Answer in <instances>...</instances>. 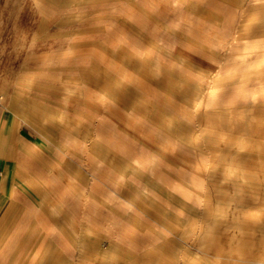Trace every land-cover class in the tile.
Masks as SVG:
<instances>
[{
  "label": "rangeland",
  "instance_id": "374dc122",
  "mask_svg": "<svg viewBox=\"0 0 264 264\" xmlns=\"http://www.w3.org/2000/svg\"><path fill=\"white\" fill-rule=\"evenodd\" d=\"M1 110L62 167L51 206L99 239L46 258L28 236L5 264L35 246L42 264H264V0H0Z\"/></svg>",
  "mask_w": 264,
  "mask_h": 264
},
{
  "label": "bare ground",
  "instance_id": "6f19581e",
  "mask_svg": "<svg viewBox=\"0 0 264 264\" xmlns=\"http://www.w3.org/2000/svg\"><path fill=\"white\" fill-rule=\"evenodd\" d=\"M251 20H254V18H251ZM153 55L154 54L152 53L150 55V57H151V59H153L155 61V58H153L154 57ZM117 75H119V74H117ZM208 95H209V97H213V99H216L219 96H221L220 91H218V89L211 91ZM23 148H24V150L25 149L28 150V148H25V147H23ZM24 150H22L20 153V154H22L21 155L22 157H24L23 154H26V151H24ZM26 165L28 166V169H29V167L34 168L33 167L34 165H32L31 163H29V165L26 163ZM41 166L42 165H39V167H41ZM34 170L37 171L38 177L41 178L42 181L46 182L48 175L46 174L45 170H43L42 168H38V169H34ZM19 175H20V173L15 172V174L12 176L11 172L6 171L3 178H2V176H0V194H1V196H5V194H6V190H7L6 184H8V182H11V184H12L11 185L12 187L10 188L11 195L7 196V194H6V197H5V199L7 200L8 203L5 207V209L0 214V264H5V262H3L2 259L5 257L6 253L12 252L13 248L16 245L17 240L23 241L25 243V242H27L28 236H35V235L37 236L38 234H42L44 236L43 237L44 238V245H46V247H48V249H49L47 252L46 258L50 257V255H52V253H55L57 255V253H56L58 251V247H57L58 245L57 244L66 245L67 247L71 246V248L74 249L75 251H77L79 254L82 251L84 253H86V251L88 250L87 253H91V252L93 253L97 250L98 241H99L98 236L96 234H89V233L87 234L85 232L86 230L84 229V227L80 226V225H82V223L79 224L80 227L73 225V224L71 226H70V224L68 225V220H67L66 215H65L66 213H65V208H63V203L57 204L56 207H54V206H51V203H50V201H48V199L43 198L40 201L39 208L37 210L34 211V210H26L25 209L22 212L21 209L23 207L20 205V202L22 200H24L26 203V201L29 198H32V195L34 193V188H32L25 181L20 182V177H22V176L19 177ZM2 179H4L3 182H4V185H6V186H2V184H1ZM100 183H102V182H100ZM32 186L33 187L39 186V188H43L42 189L43 191L47 190L46 186H42V187L40 185H32ZM127 188H128V186H127ZM104 190H105V188H104ZM51 192H53V190H48V195ZM23 195H28V198L24 199ZM88 197H90V196L88 195ZM88 197L83 196L82 199H84V198L88 199ZM96 197H98V196H96ZM200 205H201V203H200ZM49 206H51V207H49ZM21 214H25V216L23 217L21 222H18V225L16 226L15 223L17 221V218ZM57 217H58V219H57ZM87 221H89V220L87 219ZM37 223L38 224L43 223V225L41 224L42 227H35V225ZM224 224H227V222ZM67 226H68V228H67ZM25 245H29V243L27 242V243H25ZM36 248H37L36 246L33 247L29 261H26L24 264H42L41 260L43 258H45L44 250H42V246L39 249L38 248L36 249ZM233 258L235 260L237 259L235 255H233ZM137 262L138 261L135 260L134 258L133 259L130 258V259L126 260V259H123V257H122L115 264H137ZM62 264H63V262H62Z\"/></svg>",
  "mask_w": 264,
  "mask_h": 264
},
{
  "label": "crops",
  "instance_id": "0c3cea01",
  "mask_svg": "<svg viewBox=\"0 0 264 264\" xmlns=\"http://www.w3.org/2000/svg\"><path fill=\"white\" fill-rule=\"evenodd\" d=\"M250 20L251 19L246 21V28L251 27L252 25L255 24V22H257L256 18H254V20H251V21ZM180 78H182V77H180ZM216 99H213V97H209V95H208L207 102L209 104H212L215 102ZM220 124L222 126H224V121L220 122ZM75 141L78 143L82 142V137L77 136L75 138ZM38 145L39 144L37 141L31 139L30 137H28L24 133V129L22 126L17 128L14 121L12 119H9L8 117L3 116L2 110L0 111V148L2 150H5V152H6L5 154L7 156L9 154L10 155L12 154V156H13V153L17 151L18 155H16V156L23 159V162L27 163L28 165H29V163L34 165L33 166L34 168L29 167L28 171L25 172L24 174L22 172L20 173L19 170L18 171L16 170L17 173H20L19 177L22 176V177H20V182H22V181L27 182L32 188H34L33 195L41 194L42 195L41 200L43 198H45V199H48V201H49L50 198H54L55 193H57V194L63 193V192L59 191L60 188L58 189L54 186L52 187V185L50 183V179H52V181H54V179H60L62 181L64 174H63L62 167L53 169L51 166H48L46 164L47 159H48L47 154L46 153L44 154V152L43 153L41 152V148H42V150L45 148H43V147L39 148ZM90 146L92 147V145H90ZM16 147H18V148L15 149ZM23 147L28 148V150H26V149L24 150ZM1 149H0V151H1ZM22 150L26 151V154H23L24 157H22L21 156L22 154H20ZM10 155L8 157H10ZM39 165H42V166L39 167ZM0 167H2V166L0 165ZM38 168H42L43 170H45L46 174L48 175L46 182L42 181V179L38 177L37 171L34 170V169H38ZM5 170L8 171L5 167H3V169L0 170V175L2 174V172L4 173ZM4 175H3V177H4ZM32 185H40L41 187L46 186L47 190L43 191L42 190L43 188H39V186L33 187ZM48 190H53V192H51L48 195ZM8 191H10V186L9 187L7 186V190H6L7 196L11 195V191H10V193ZM70 192L72 193V196H73L72 203L74 205H77V206H80V203L83 201V199H82L83 196L88 197L87 195H84L83 191L79 187V184L76 182L71 184V191ZM6 194L3 197L0 194V197L2 200V203L0 204V214L5 209V207L8 203L7 200L5 199ZM25 196H27V198H28V195H25ZM65 200H67V199L65 197H63V200H61V202H58V204L63 203V208H66V201ZM55 201L57 202V200H55ZM55 201H53V202L56 203Z\"/></svg>",
  "mask_w": 264,
  "mask_h": 264
}]
</instances>
